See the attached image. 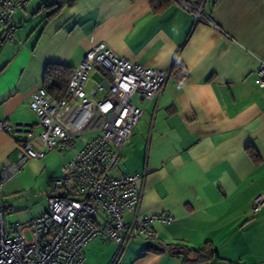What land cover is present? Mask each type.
<instances>
[{"label": "crops", "instance_id": "0c3cea01", "mask_svg": "<svg viewBox=\"0 0 264 264\" xmlns=\"http://www.w3.org/2000/svg\"><path fill=\"white\" fill-rule=\"evenodd\" d=\"M161 1L29 0L15 9L13 40L0 44V119L35 124L30 102L47 64L74 68L99 43L132 63L172 69L122 148L119 171L146 172L141 212L173 220L155 222L158 238L127 244L118 259V245L96 237L84 247V264H264V206L252 210L264 194V87L254 83L256 57L264 60V0H168L155 8ZM189 7H202L218 28L196 22ZM86 142L54 149L60 157L48 173L45 203L21 224L47 209L52 179ZM32 146H41L36 137ZM49 150L30 159L1 196H36ZM20 152L0 132V173ZM0 200L13 209L5 220L29 209L28 201ZM207 241L217 258L199 262L184 251Z\"/></svg>", "mask_w": 264, "mask_h": 264}, {"label": "built area", "instance_id": "2783aa9c", "mask_svg": "<svg viewBox=\"0 0 264 264\" xmlns=\"http://www.w3.org/2000/svg\"><path fill=\"white\" fill-rule=\"evenodd\" d=\"M29 0H0V44L13 40V12ZM196 22L213 24L202 7H189ZM254 83L264 87V60L257 58ZM173 79L172 69L147 67L118 56L105 43L88 49L73 68L65 93L53 98L43 86L32 93L35 124L0 119V132L19 143L20 155L0 173L4 184L30 159L46 149L64 152L74 140L93 136L51 181L47 209L25 224L7 223L12 208L0 203V264H84V247L100 237L118 245V259L133 239H157L155 222L169 224L165 213L141 212L144 173L113 175L122 161L121 150L129 141L145 106ZM35 127L38 134L33 135ZM36 137L40 148L32 146ZM264 206V194L255 197L252 210ZM29 232V238L26 236Z\"/></svg>", "mask_w": 264, "mask_h": 264}, {"label": "rangeland", "instance_id": "374dc122", "mask_svg": "<svg viewBox=\"0 0 264 264\" xmlns=\"http://www.w3.org/2000/svg\"><path fill=\"white\" fill-rule=\"evenodd\" d=\"M92 136H93V134H85V135L81 136L80 138H78L77 140H74L73 143L75 144V147L79 148L80 144L88 141ZM46 152H47L46 156L41 159L42 162H43V164L45 165L44 170L42 171L43 173L40 176H38V177L36 176L37 181H39V184H40L39 185V189L41 190L40 192L36 191V193H37L36 196H32V194H30V196L28 198V196H27L26 193L16 194L15 196H14L13 193H7V195H2L1 196L0 199H2V200H5V198L8 197V198H11V199L15 200L16 202L18 201L16 204H19V202L22 201V202H20L19 206H25V202L24 201H28L27 206H29V209L27 208V209H23V210H20V211H15L12 214H8L6 216V220L7 221H19L20 223H24L25 220H23V218L29 216L31 211L32 212H36V211L40 210L42 208L43 204L45 203L44 202L45 196L42 193H44V189H46L48 187V185H47L48 182H49V180H48V173H50L54 169V167H56L58 165L59 157H60V155L55 150L54 151H52V150L50 151L49 150V151H46ZM119 167H120V164L111 173L113 175H116L118 173H121L119 171ZM19 172H21V171H19ZM22 172H24V171H22ZM14 176L15 175H13L7 181V183L9 181H11V179ZM26 178L28 180L27 183L29 185H30V181L31 182H34V177L32 176L31 172H29L27 170H26ZM51 189H52V187H51ZM36 190H38V187L36 188ZM53 192L55 194H59L60 193V191H53ZM0 203H1V200H0ZM11 206L14 209L15 208H18L16 205H13V204ZM25 234H26L27 238H29V232L26 231ZM104 240H106L109 243L115 244L114 242H112V241H110L108 239H104ZM133 241H135V242H137V241L138 242H143L144 240L142 238H136V239L130 240L127 244L129 245Z\"/></svg>", "mask_w": 264, "mask_h": 264}, {"label": "trees", "instance_id": "16d2710c", "mask_svg": "<svg viewBox=\"0 0 264 264\" xmlns=\"http://www.w3.org/2000/svg\"><path fill=\"white\" fill-rule=\"evenodd\" d=\"M153 3V0H150ZM168 0H162L159 4H154L155 8H161ZM73 68L68 66L49 63L45 69L43 87L53 97L60 98L64 95L68 81L70 79ZM250 152L253 153L252 149ZM185 252L191 253L195 261H207L218 257V252L214 245L207 241L203 246L196 249H185Z\"/></svg>", "mask_w": 264, "mask_h": 264}]
</instances>
